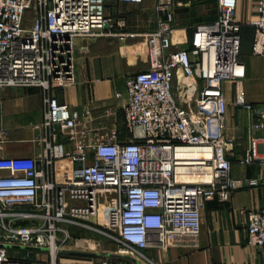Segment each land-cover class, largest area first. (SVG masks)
<instances>
[{"label":"built area","instance_id":"built-area-1","mask_svg":"<svg viewBox=\"0 0 264 264\" xmlns=\"http://www.w3.org/2000/svg\"><path fill=\"white\" fill-rule=\"evenodd\" d=\"M106 1L0 0V87L35 85L46 92L40 158L0 155V264H58L70 242L98 252L101 240L82 237L83 231L124 256L95 264H158L145 249L196 237L204 205L227 201L242 186L231 174L234 138L226 134L223 90L225 80L245 76L237 0H217V18L195 27L190 48L173 50V1L157 0L163 16L156 28L127 34L150 63L126 78L125 137L101 133L66 150L79 119L92 113L60 103L50 89L73 76L75 38L110 34ZM254 7L253 52L263 54L264 0ZM237 94L236 104L253 112ZM257 130H264V111L249 124L245 164H264ZM66 158L74 165L57 176L56 163ZM259 182L264 175L252 184ZM246 228L247 242L263 247L264 207L249 210Z\"/></svg>","mask_w":264,"mask_h":264},{"label":"crops","instance_id":"crops-1","mask_svg":"<svg viewBox=\"0 0 264 264\" xmlns=\"http://www.w3.org/2000/svg\"><path fill=\"white\" fill-rule=\"evenodd\" d=\"M172 1L174 20L171 36L174 45L171 50L176 46L190 48L195 27L217 18V0ZM256 1L237 0V18L242 24L239 58L244 63L245 76L238 82H223L227 100L226 134L234 138L231 174L242 186L231 192L229 200H215L204 205L201 209V231L196 237L166 248L145 249L144 253L158 264H264V246L249 244L246 228L249 210L264 207V183L252 184L254 179L263 177L264 164L259 161L242 162L250 142L249 124L264 111V53L253 52L255 30L248 23L255 18ZM156 3L157 0L139 3L107 0L106 15L110 20L105 29L110 34L74 39L73 76L64 85L54 83L50 94L81 113L88 108L92 115L90 120L84 116L79 119L74 140L66 141L67 151L78 140L88 144L90 136L96 137L101 133L116 131L118 137H125L126 78L146 69L150 63L147 50L143 47L139 53L141 44L136 37L127 34L156 28L157 20L163 16L156 9ZM117 93L121 95L116 96ZM237 93L246 103L253 105V112L236 104ZM45 97L46 92L35 85L0 87V155L40 158ZM82 129H89V133L82 135ZM139 133L140 129H137L136 134ZM255 135L262 141L264 130L255 131ZM73 165L69 158L58 161L57 176ZM81 235L95 236L89 231H83ZM78 252H84L78 244H67L58 264H83V259L73 256ZM92 257V263L88 264H95V257Z\"/></svg>","mask_w":264,"mask_h":264},{"label":"rangeland","instance_id":"rangeland-1","mask_svg":"<svg viewBox=\"0 0 264 264\" xmlns=\"http://www.w3.org/2000/svg\"><path fill=\"white\" fill-rule=\"evenodd\" d=\"M94 238H96L97 240H101L100 241V244L97 246V249H98V252L96 253H89V252H78V253H73V256L75 257H79L81 259H83V262L85 263V260L86 259H91L93 258L92 255L95 257L94 259V262H98V261H101V260H104L106 259L107 257H110V258H118V257H124V256H121V254L116 251L117 250V247L116 245L110 243L108 240H106L105 238H102L100 236H97L95 235ZM70 243H73V242H70ZM103 250H107V251H110L111 254H107V253H104ZM63 253L61 252L60 253V256H62ZM91 255V256H90ZM92 260V259H91ZM82 262V263H83ZM83 263V264H84Z\"/></svg>","mask_w":264,"mask_h":264}]
</instances>
